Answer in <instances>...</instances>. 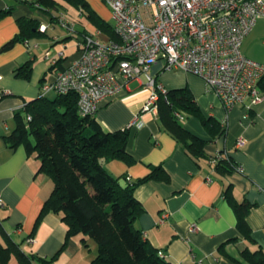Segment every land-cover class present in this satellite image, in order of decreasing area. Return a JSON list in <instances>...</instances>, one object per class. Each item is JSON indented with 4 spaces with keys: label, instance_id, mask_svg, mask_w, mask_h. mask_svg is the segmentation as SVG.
<instances>
[{
    "label": "crops",
    "instance_id": "crops-1",
    "mask_svg": "<svg viewBox=\"0 0 264 264\" xmlns=\"http://www.w3.org/2000/svg\"><path fill=\"white\" fill-rule=\"evenodd\" d=\"M56 1L59 6L52 8L0 0V12L9 10L0 19V219L19 250L34 258L31 264H89L95 246L89 242L85 249L79 236L67 239L61 215L40 216L53 184L37 174L35 155L28 156L22 144L11 148L5 141L15 130L16 114L40 97L42 85L53 82L57 73L79 57L77 40L83 34L110 40L108 31L99 29L93 20L99 18L113 31L110 10L103 2L84 0L88 6L84 11ZM60 15L74 24L71 36L59 25ZM20 21L29 22L24 40L5 48L19 35ZM41 25L46 26L45 32L38 29ZM60 52L63 55L58 57ZM241 52L264 66L263 18L244 38ZM25 65L29 69L18 73ZM148 75L168 91L189 90L200 117L189 115L178 123L204 145L203 156L194 157L165 128L158 110L155 114L140 112L148 95L144 76L100 104L94 119L106 132L127 130L126 152L132 161H109L104 163L105 170L131 184L147 177L153 168H160L166 176L135 186L134 198L143 207L135 228L166 255L169 264H236L246 250L264 251V98L250 108L246 103L226 111L196 76L167 71L161 61ZM258 88L264 97V76ZM54 96L48 93L45 98ZM226 159L240 171L218 167ZM227 188L230 198L224 195ZM232 201L252 206L246 215L250 240L237 227ZM28 238L33 242L28 243ZM9 264L18 262L12 257Z\"/></svg>",
    "mask_w": 264,
    "mask_h": 264
},
{
    "label": "trees",
    "instance_id": "trees-1",
    "mask_svg": "<svg viewBox=\"0 0 264 264\" xmlns=\"http://www.w3.org/2000/svg\"><path fill=\"white\" fill-rule=\"evenodd\" d=\"M19 1L38 7L59 6L56 0ZM63 1L88 11L84 0ZM8 12V9L1 11L0 19ZM90 13L88 16L91 18ZM93 20L99 29L108 31L110 40H116L108 25L97 17H93ZM28 23L19 22V35L5 48L24 40ZM88 35L92 34H83L77 40V45ZM24 69L27 71L29 66L20 68L18 73ZM157 106L159 120L170 134L191 155L202 157L204 142L188 133L174 115L178 112L184 119L189 115L200 117L189 90H170L166 100L159 96ZM26 115L31 118L30 121H26ZM15 118V130L5 137V141L11 148L22 144L28 156L35 155L39 164L37 174L45 175L53 184L40 216L46 213L61 215L67 239L79 236L85 249H89V242L92 241L96 252L89 264H169L159 257V251L145 241L135 228L137 218L143 213L142 205L133 195L135 186L154 179H166L162 170L153 168L147 177L131 184L126 179L111 176L104 168V163L113 160L132 163L126 152L127 130L106 132L94 118L81 116L77 108V95L73 92L56 95L52 99L40 96L28 102L23 113L18 112ZM203 123L206 121L203 120ZM222 162L218 167L225 171L237 168L229 159ZM228 192L229 188L224 195L230 198ZM232 205L237 213L238 229L245 239L250 240L246 215L252 206L234 201ZM12 257L18 264H31V259H34L26 257L19 250L5 233L0 219V264H9ZM236 264H264V251L259 248L252 252L246 250L243 260L236 261Z\"/></svg>",
    "mask_w": 264,
    "mask_h": 264
},
{
    "label": "built area",
    "instance_id": "built-area-1",
    "mask_svg": "<svg viewBox=\"0 0 264 264\" xmlns=\"http://www.w3.org/2000/svg\"><path fill=\"white\" fill-rule=\"evenodd\" d=\"M100 1L110 10L116 40L85 36L78 44L79 57L57 73L53 82L42 85L40 96L73 92L79 114L95 118L102 102L144 76L148 95L140 112L155 114L159 96L166 100L168 90L148 72L161 61L167 71L201 79L226 111L246 103L250 108L264 98L258 88L264 66L241 52L244 38L258 19H264V0ZM58 22L68 35L74 33V25L63 15ZM39 30L45 32L46 26ZM174 115L185 121L180 113ZM25 119L31 120L28 115ZM195 230V226L190 228ZM158 255L166 259L163 252Z\"/></svg>",
    "mask_w": 264,
    "mask_h": 264
},
{
    "label": "rangeland",
    "instance_id": "rangeland-1",
    "mask_svg": "<svg viewBox=\"0 0 264 264\" xmlns=\"http://www.w3.org/2000/svg\"><path fill=\"white\" fill-rule=\"evenodd\" d=\"M65 18V17H64ZM68 22H70L71 24H73L70 20H68L67 18H65ZM113 23V22H112ZM74 25V24H73ZM90 244H91V246H95L94 244H93V242L92 241H90Z\"/></svg>",
    "mask_w": 264,
    "mask_h": 264
}]
</instances>
